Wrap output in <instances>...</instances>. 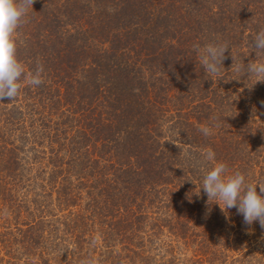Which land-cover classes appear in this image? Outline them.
<instances>
[{"label": "trees", "instance_id": "16d2710c", "mask_svg": "<svg viewBox=\"0 0 264 264\" xmlns=\"http://www.w3.org/2000/svg\"><path fill=\"white\" fill-rule=\"evenodd\" d=\"M262 28L264 0H35L15 39L43 83L0 101V264H264L259 223L201 189L205 148L264 183Z\"/></svg>", "mask_w": 264, "mask_h": 264}, {"label": "clouds", "instance_id": "9594fccd", "mask_svg": "<svg viewBox=\"0 0 264 264\" xmlns=\"http://www.w3.org/2000/svg\"><path fill=\"white\" fill-rule=\"evenodd\" d=\"M35 0H0V101H14L20 94L21 81L26 85L38 87L43 83L42 64H37L34 70L25 72V66L17 58V29L21 26L23 17ZM254 52L264 56V28L254 36L252 42ZM199 53L200 63L204 70L212 75H219L222 62L229 50L227 43H209L202 49L194 46ZM232 57V56H231ZM246 74L256 77L257 82H264V61L247 64ZM245 69L243 63L236 66V71ZM214 126L218 127V124ZM204 136L212 134V127L203 125L199 129ZM203 161L210 163V169L203 170L202 187L209 201L216 203L222 212L236 208L242 215L245 225L251 226L258 222L264 229V183H248L245 175L239 171L229 174L225 163L215 160V152L211 148L201 151ZM259 187V193L257 192ZM81 264H91L81 261Z\"/></svg>", "mask_w": 264, "mask_h": 264}, {"label": "rangeland", "instance_id": "374dc122", "mask_svg": "<svg viewBox=\"0 0 264 264\" xmlns=\"http://www.w3.org/2000/svg\"><path fill=\"white\" fill-rule=\"evenodd\" d=\"M220 249H221V248H220ZM220 249H219V250H220ZM188 258H189V257H185V259H188ZM229 261L231 262V260H229Z\"/></svg>", "mask_w": 264, "mask_h": 264}]
</instances>
